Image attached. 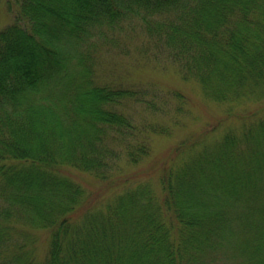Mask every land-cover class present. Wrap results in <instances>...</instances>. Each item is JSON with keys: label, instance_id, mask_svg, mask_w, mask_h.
<instances>
[{"label": "trees", "instance_id": "1", "mask_svg": "<svg viewBox=\"0 0 264 264\" xmlns=\"http://www.w3.org/2000/svg\"><path fill=\"white\" fill-rule=\"evenodd\" d=\"M13 11L0 29V264H264V115L179 141L158 189L141 180L98 200L65 171L110 186L123 157L135 165L152 134H169L126 109L157 112L154 89L95 80L93 51L115 31L139 24L216 102L263 100L264 0H18Z\"/></svg>", "mask_w": 264, "mask_h": 264}, {"label": "rangeland", "instance_id": "2", "mask_svg": "<svg viewBox=\"0 0 264 264\" xmlns=\"http://www.w3.org/2000/svg\"><path fill=\"white\" fill-rule=\"evenodd\" d=\"M17 2L18 0H0V29L13 21V10ZM112 37L111 41L99 43L93 51L95 80L101 83L131 85L137 89H154L153 100L159 108L157 112L139 102L131 103L126 109L133 115L134 122L160 123L169 127L170 131L169 134L150 133V153L137 164H126L123 157L122 171L116 173L121 175V179H114L110 186V182L98 179L88 172L71 167L65 170L75 181L91 190L93 198L104 199L116 190L141 180L152 182L158 189V175L179 141L190 136H199L213 125L218 126H213L212 129L216 131L210 135L220 136L230 126L248 123L250 119L264 115V99L228 104L216 102L207 96L199 82L194 78H184L179 66L168 55L158 51L149 37L142 32L139 24L134 25L133 29L115 31ZM171 89L182 91L184 99L178 100L169 96ZM179 105L182 110L177 108ZM114 144L112 142V146ZM35 235L36 254L42 257L47 248L48 232L39 229L35 230Z\"/></svg>", "mask_w": 264, "mask_h": 264}]
</instances>
